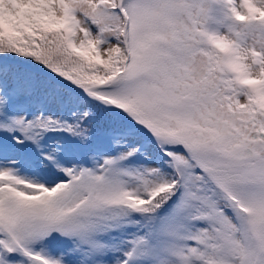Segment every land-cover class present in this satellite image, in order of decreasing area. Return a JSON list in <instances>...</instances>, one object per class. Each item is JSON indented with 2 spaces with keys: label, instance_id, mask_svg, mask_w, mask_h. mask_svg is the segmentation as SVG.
I'll list each match as a JSON object with an SVG mask.
<instances>
[{
  "label": "snow or ice",
  "instance_id": "1",
  "mask_svg": "<svg viewBox=\"0 0 264 264\" xmlns=\"http://www.w3.org/2000/svg\"><path fill=\"white\" fill-rule=\"evenodd\" d=\"M0 264H264V0H0Z\"/></svg>",
  "mask_w": 264,
  "mask_h": 264
}]
</instances>
